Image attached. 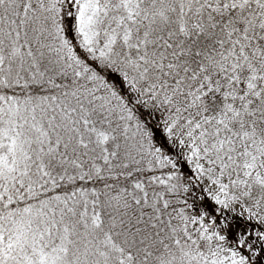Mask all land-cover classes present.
Masks as SVG:
<instances>
[{"label":"snow or ice","instance_id":"1","mask_svg":"<svg viewBox=\"0 0 264 264\" xmlns=\"http://www.w3.org/2000/svg\"><path fill=\"white\" fill-rule=\"evenodd\" d=\"M0 264H264V0H0Z\"/></svg>","mask_w":264,"mask_h":264}]
</instances>
